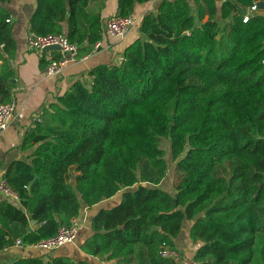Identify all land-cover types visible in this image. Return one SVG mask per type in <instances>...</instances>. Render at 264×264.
Wrapping results in <instances>:
<instances>
[{"label": "trees", "instance_id": "obj_1", "mask_svg": "<svg viewBox=\"0 0 264 264\" xmlns=\"http://www.w3.org/2000/svg\"><path fill=\"white\" fill-rule=\"evenodd\" d=\"M11 1L0 0V102L12 98L15 39L3 5ZM148 1L117 0L116 13ZM89 3L36 0L30 31L62 33L79 57L91 53L104 34ZM256 3L158 0L119 64L96 65L90 81L76 80L46 106L21 145L34 148L29 160L4 171L20 204L0 198V250L53 236L85 206L121 192L91 216L85 253L114 264H178L162 252L178 249L192 220L199 264H256L264 255V12L244 21ZM163 139L179 174L174 193L161 187ZM51 251L10 264H92Z\"/></svg>", "mask_w": 264, "mask_h": 264}, {"label": "crops", "instance_id": "obj_2", "mask_svg": "<svg viewBox=\"0 0 264 264\" xmlns=\"http://www.w3.org/2000/svg\"><path fill=\"white\" fill-rule=\"evenodd\" d=\"M158 0H150L146 3L137 4L134 14L143 17L145 14L157 8ZM10 12L12 23V35L15 39V49L11 50L12 57L8 58L13 69L12 97L18 100V109L10 126L0 135V179L4 177L7 166L15 159L29 160L28 156L34 148L22 149L25 133L34 127L35 123L42 119L41 115L46 106L56 101L57 96L64 93L76 80L89 79V71L99 64H119L123 59L125 47L140 35L137 24L124 38L119 39L104 34L99 47L94 51L67 65L62 73L50 75L48 65L50 59L61 55L59 50H34L28 47L27 36L30 32V18L36 8V0H12L3 4ZM117 0H90L88 10L101 13L103 22L116 13ZM54 51H58L54 53ZM162 186V182H161ZM169 190V189H168ZM175 192V191H174ZM172 190V193H174ZM0 198H7L0 193ZM20 204V200H11ZM121 200V192L106 198L92 207L85 206L82 214L84 222L81 229L88 224L87 230L78 241L71 243L73 251L63 245L51 251L54 255H69L75 259H85L92 264H114L116 260H103L85 253L80 244L93 232L90 218L100 208H109ZM193 221L187 220L181 234L176 239V245L181 251V259L178 264H184V260L192 258L198 248L192 245L190 229ZM29 229H33L30 226ZM79 231V232H80ZM78 237V236H77ZM77 240V239H76ZM50 250L35 246H25L15 243L14 245L0 250V264H10L22 257H35L46 255Z\"/></svg>", "mask_w": 264, "mask_h": 264}, {"label": "built area", "instance_id": "obj_3", "mask_svg": "<svg viewBox=\"0 0 264 264\" xmlns=\"http://www.w3.org/2000/svg\"><path fill=\"white\" fill-rule=\"evenodd\" d=\"M227 1V0H219ZM261 9L258 4L248 8L244 21L249 19L253 13H260ZM142 16L138 17L136 14L120 15L113 14L108 17L105 22H102L103 34L111 35L113 37L122 39L124 38L137 24H141ZM11 20L9 17L8 21ZM28 47L34 50L42 51L46 46L59 45L61 52L59 58L52 57L48 65V73L50 75L60 74L64 68L70 63L76 61L79 58V47L77 43H73L64 34H45L40 35L30 31L27 36ZM100 41L96 43V47H99ZM18 109V100L16 97H12L7 102H0V135L10 126L15 118ZM0 193L8 197L11 200H20L19 194L11 187L6 178L0 179ZM84 218L76 216L72 218V222L69 225H63L58 232L50 237L43 238L32 244L31 246L43 248L46 250H54L65 244L74 243L79 234L80 228L83 225ZM17 243L23 244L21 239L17 240ZM163 256L171 257L176 260L181 259V253L177 248H166L162 252ZM200 262L188 258L184 260V264H199Z\"/></svg>", "mask_w": 264, "mask_h": 264}, {"label": "rangeland", "instance_id": "obj_4", "mask_svg": "<svg viewBox=\"0 0 264 264\" xmlns=\"http://www.w3.org/2000/svg\"><path fill=\"white\" fill-rule=\"evenodd\" d=\"M90 77V76H89ZM86 81H90L89 79H85ZM162 146L165 148L166 150V158L168 161V166H169V170H168V175L167 177L162 181V186L164 189L166 190H173L175 191L174 185L179 181V174L176 172V164L172 159L171 156V149H170V143L168 140L163 139L162 140ZM177 173V174H176ZM88 227V224L85 225L81 231L78 234L77 240L78 241L80 239V237L85 233V231L87 230L86 228ZM65 248H68L69 250L73 251V247L71 244H66L64 246ZM263 254L262 255H258V262L256 264H263L264 260H263Z\"/></svg>", "mask_w": 264, "mask_h": 264}, {"label": "water", "instance_id": "obj_5", "mask_svg": "<svg viewBox=\"0 0 264 264\" xmlns=\"http://www.w3.org/2000/svg\"><path fill=\"white\" fill-rule=\"evenodd\" d=\"M255 1H257V4H258L259 8L261 9L260 11L264 12V1L263 0H255ZM59 49H60V46L55 44V45L46 46L43 50H59ZM37 178H38V175L36 174L35 178L32 180L29 187H31L33 185V183L35 182V180ZM33 223H34V221H33Z\"/></svg>", "mask_w": 264, "mask_h": 264}]
</instances>
